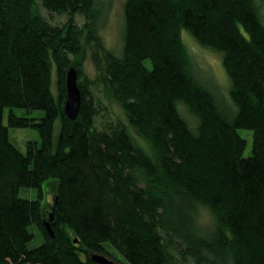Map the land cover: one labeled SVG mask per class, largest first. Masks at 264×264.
Instances as JSON below:
<instances>
[{
    "label": "trees",
    "instance_id": "16d2710c",
    "mask_svg": "<svg viewBox=\"0 0 264 264\" xmlns=\"http://www.w3.org/2000/svg\"><path fill=\"white\" fill-rule=\"evenodd\" d=\"M260 6L127 0L116 54L93 26L96 0H0V264H97L94 254L115 260L109 248L125 264H264ZM43 10L66 20L55 25ZM183 30L221 56L230 115L192 74ZM71 67L82 93L75 120L64 109ZM94 88L127 123L102 120ZM9 128L36 129L40 140L22 153ZM240 130L252 132L248 156ZM52 179L55 200L46 208L20 197L23 187L42 196ZM201 206L215 222L207 239L196 231ZM38 234L42 244L31 248Z\"/></svg>",
    "mask_w": 264,
    "mask_h": 264
},
{
    "label": "rangeland",
    "instance_id": "374dc122",
    "mask_svg": "<svg viewBox=\"0 0 264 264\" xmlns=\"http://www.w3.org/2000/svg\"><path fill=\"white\" fill-rule=\"evenodd\" d=\"M260 1V11L264 16V0ZM126 2L127 0H96V17L94 19L93 26L95 27V31L103 38L106 47L111 49V51L116 54L121 53L124 45V8ZM42 13L49 17L51 23L55 25H61L66 20L64 16H49L44 10ZM79 22L83 25L85 20L83 18H79ZM182 37L190 58L192 74L195 76L199 84L208 88L217 96L219 103L222 105L221 108L225 111V113L230 115V113H232V109L231 104H229L228 95L229 80L224 69L221 56L198 44L186 30H183ZM94 47L95 45L91 46V50L89 52H92ZM85 72L91 79H94L96 76V70L90 58L85 63ZM93 93L94 101L98 100L103 103L102 106L98 108L101 112L102 120H122L127 123L121 108L117 104H111L102 98L99 88H94ZM15 113L22 116L26 114V110L15 109ZM43 114V111H33L31 115L34 117H40ZM8 122L9 109H6L4 114V124L8 126ZM60 130L61 122L58 120L55 126V140L58 139ZM240 134L247 140V150L245 152V156H248L251 153L252 148V132L240 130ZM9 137L11 143L22 153H26L27 142L40 140L38 131L33 128H9ZM138 140L143 143L140 139ZM56 183L57 181L54 179L46 181L43 185L44 192L42 193V196L39 189L23 187L20 189V197L29 200L41 199L43 207L46 208L48 202L51 204L55 199L54 195H56V189L55 191L53 189L54 187L56 188ZM195 221L197 234L202 238H209L215 229V222L210 212L202 206L199 207L195 215ZM41 244L42 239L38 234V237H36L29 246L31 248H35ZM109 251L113 253L117 262L125 264L123 258L117 252L113 251L111 248H109ZM225 264L233 263L231 260H227Z\"/></svg>",
    "mask_w": 264,
    "mask_h": 264
},
{
    "label": "water",
    "instance_id": "95a60500",
    "mask_svg": "<svg viewBox=\"0 0 264 264\" xmlns=\"http://www.w3.org/2000/svg\"><path fill=\"white\" fill-rule=\"evenodd\" d=\"M66 88L67 99L64 106L65 113L69 119L75 120L79 116L82 106V93L78 86V72L75 67H71L67 72ZM50 218L53 220V212L51 213ZM46 228L49 234L54 236L50 222L46 223ZM92 260L97 264H116L106 256L99 254H94Z\"/></svg>",
    "mask_w": 264,
    "mask_h": 264
},
{
    "label": "flooded vegetation",
    "instance_id": "af4514ba",
    "mask_svg": "<svg viewBox=\"0 0 264 264\" xmlns=\"http://www.w3.org/2000/svg\"><path fill=\"white\" fill-rule=\"evenodd\" d=\"M111 259V258H110ZM116 264H122L120 262H117L116 260L112 259Z\"/></svg>",
    "mask_w": 264,
    "mask_h": 264
}]
</instances>
